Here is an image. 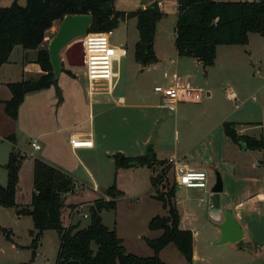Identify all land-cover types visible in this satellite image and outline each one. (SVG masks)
<instances>
[{
    "label": "rangeland",
    "instance_id": "rangeland-1",
    "mask_svg": "<svg viewBox=\"0 0 264 264\" xmlns=\"http://www.w3.org/2000/svg\"><path fill=\"white\" fill-rule=\"evenodd\" d=\"M121 1L124 7L123 10L133 11L138 8V6L141 7V4L149 6L151 2L155 0H137L138 6H135L136 2L134 1L136 0ZM168 1L169 2H164L167 12L158 25V33L163 36L166 44H168V40L173 39L176 25L175 12H173L174 6L172 4L173 0ZM12 2L13 0H0V7H9ZM18 2L24 3V0H18ZM57 26L58 24L55 25V29ZM138 40L139 35L136 29V19L128 20L127 23L121 22L110 34L111 45L122 46L127 52L124 58L113 64V70L118 73L115 85V96L119 93H126L128 97H133V102L135 104L139 105L133 111H130V113L127 110L115 107L114 104L111 106L108 105L106 108L98 109L95 101H93L97 98L90 97L88 94L89 89L85 68L68 67L65 63L64 56L61 55L63 68L60 71L61 75L59 74L57 78V84L63 85L69 92L73 91V93H76L78 99L77 109L82 120L87 119L90 109L92 111L93 108V113L95 114V131L99 139L101 132L104 131L105 138L103 140L100 139V143H102V146L108 149V151L117 153L120 152L119 150H122L126 153L125 156L138 155L142 149L143 142L146 138L150 137V142L147 145L150 147L152 146V148L155 147V152L161 159H168L172 153L178 154L180 157L185 150L186 152L184 155H186L185 161H187V163L193 162L196 159L191 157V155L194 153L197 154L198 150L200 152H198V154H202L205 158L213 157L215 159L216 153L213 148L206 151L199 148L202 147V143H205L208 147V143L211 141V138L204 136L207 129L212 128L215 132H219L221 136L224 137L222 134V125L217 123L216 126L215 123L222 119L225 113L234 111V117L236 116L237 119H242L246 122L250 121L248 123L254 126L259 125V123L263 121L264 118L261 116V105L264 106V93L257 91L255 88L259 84H264V80L261 79V76H264V72L263 69H261L260 75L254 73L258 70V64L247 63V65H245L246 67L244 66L241 70L227 67L219 71V69L217 70L215 68L212 71H208L209 73L206 74L207 68H203L202 65L198 66L190 63L185 65L184 71L182 70L183 73L190 74L193 84L198 88H202L205 92V89L210 88L212 99L204 101V103L198 107L187 105L190 107V110L188 114L184 116V124H182L180 120L178 121V112H169L162 109L160 111L165 116L164 119L158 124V129L156 125L152 126V121L148 122L145 119L146 111L150 110L143 105L155 104L157 99L159 100L160 96L153 92V88L157 83L154 82V80L160 73L156 66L148 65L149 68H146V66H142L135 62L134 46ZM245 49L255 56L262 57L264 55V38L257 34H250L247 46L243 47V54L246 55L244 52ZM69 72H72V76L69 75ZM206 76L210 78V85H205L204 80ZM28 79H36V77L30 76ZM236 81L238 83H236ZM248 82H251V85L245 88V100L239 98L240 101L246 102L244 104L240 103L239 108L235 109L234 104L225 98V89L230 87L234 92L238 93L235 84H248ZM94 88L97 90L101 87L94 86ZM252 95H256V102L251 100ZM100 99L104 100L106 98L102 97ZM3 118L4 121L11 124V119L6 115H3ZM4 121L1 122L2 127H6ZM175 121H178V124L175 123ZM211 121H214L213 125L208 124ZM226 121L229 122V119L227 118ZM83 125L87 126L88 122L84 121ZM155 129L158 132L162 129L160 132L161 136L155 133ZM246 133L249 134V132ZM146 148V146H143V151H145ZM0 150H3V148L0 147ZM81 152H84L82 153L83 156H85V159H88L90 153H86L85 151ZM252 156L253 153L250 152H247L246 156H244V162L247 164L248 168H251L250 166L254 162ZM24 159L26 161L23 159L21 160L22 168L19 172V187L15 198L17 208L25 207L32 195L33 158L26 156ZM165 161L167 162V160ZM106 162L105 166H102L104 180L99 183L102 185L104 182L106 183L105 187H109L115 181L116 187L122 192V195L116 199L115 209L104 211L101 214L102 222L109 228L115 227L116 231H118V235L123 238L124 245L130 252L135 253L134 255H143L146 251L151 252V249L147 247L145 243V239L152 238L155 233L148 229L147 218L165 215V210H163L161 203L152 198L155 194V189L151 186L150 178L152 173L156 177L159 171H152L142 166L139 167L138 170L136 169L129 173L128 171H124L119 176V182L117 184L113 159L110 158ZM255 163L260 164L258 161ZM4 165L5 164H0V172L3 176L6 175ZM260 169V180L264 181V170L262 167ZM168 178L171 183L173 180L172 170H170ZM82 180L87 179L80 176L78 181ZM3 183L2 186H5L6 182ZM147 186H150V188L144 191ZM254 189L255 188L246 189L245 192H242L240 197L236 199L237 202L235 201L236 203H240V214H242L247 223L251 225V228L264 226V203L260 204L256 200L251 199V191L253 190V193H255ZM258 190L263 192L264 186L261 187L259 185ZM206 191L207 194L205 195L204 202H198L199 198L196 200L199 204L196 206L195 203V210H192L196 218L191 221V226L198 233L201 251L204 249L202 252L209 255L210 260L214 262L219 260L222 256L228 255L227 248L229 247L226 246L229 245H215V242H217V240H215V232L219 228V224L213 220L209 214L210 187H208ZM99 192L102 193V190L100 189ZM100 195L101 194L94 193L90 189L83 187L80 182H76L73 192L65 196V204L67 205L64 211L66 217L65 225L68 223L67 216L70 210L76 206H81L80 213L88 214V207L94 201L100 199ZM183 196V190L177 188L176 201ZM221 204L225 209H228V212L234 211V204L231 202L224 188L221 194ZM69 205L73 206L70 207ZM80 213H76L73 219L80 220V227L84 228L88 225L89 219L83 218L82 215H78ZM15 215L14 208L6 209L0 207V227L6 229L9 235V232H11L10 236H12V239L22 246L18 248L17 251L10 249L11 247L6 239V234L0 231V264H54L59 246L57 232L53 230L45 231L38 242L34 255H32L33 252L30 247L32 241L30 231H33L32 220L30 217L18 218ZM237 224L239 225L238 222ZM171 248L175 255L174 257L169 255L163 258L167 261V264H186L183 256L173 246ZM92 249H96L94 244L92 245ZM241 249L242 254L245 256V264H264L263 250L249 244H243Z\"/></svg>",
    "mask_w": 264,
    "mask_h": 264
},
{
    "label": "trees",
    "instance_id": "trees-1",
    "mask_svg": "<svg viewBox=\"0 0 264 264\" xmlns=\"http://www.w3.org/2000/svg\"><path fill=\"white\" fill-rule=\"evenodd\" d=\"M116 0H13L9 7H0V67L8 62L16 46L23 50H35V62L43 72L36 79H26L8 83L11 97L4 102V114L15 121L18 109L29 93L55 87L60 90L54 78L44 39L55 23H60L67 15H90L92 24L88 32L108 33L128 19H136L139 40L134 46V60L142 66L157 62L153 52V42L157 23L164 16L157 3L133 11H119ZM177 17L174 47L179 57L193 58L203 68L215 63L218 46L247 45L249 34L264 38V0L257 1H216V0H176ZM147 46L150 48L147 50ZM224 135L245 150L264 151V128L256 139L240 135L233 122L222 124ZM14 144V136L6 138ZM115 171L133 166L158 170V175L150 178L155 189L153 199L161 203L164 216H155L148 222V229L161 231L156 239H145L152 250L150 257H140L127 252L116 232L102 222L101 213L115 209L116 199L122 195L115 181L103 191L110 199L100 198L88 207L89 223L79 229L77 225L65 226V195L73 192L75 183L70 175L42 160L33 162V192L30 203L16 207L15 196L19 181L22 157L17 150H11L4 165L6 185H0V207L15 209L17 216H30L33 223L32 255L43 232L56 231L59 246L54 264H164L159 252L173 245L186 262L192 260V233L179 227L180 215L176 205L177 186L169 182L170 166L165 160H157L155 153H144L137 157H127L121 153L111 156ZM173 172V171H172ZM72 207L73 205H69ZM6 234V229L0 227ZM96 249H92V245Z\"/></svg>",
    "mask_w": 264,
    "mask_h": 264
},
{
    "label": "crops",
    "instance_id": "crops-1",
    "mask_svg": "<svg viewBox=\"0 0 264 264\" xmlns=\"http://www.w3.org/2000/svg\"><path fill=\"white\" fill-rule=\"evenodd\" d=\"M216 1L230 2L225 0H216ZM134 2H136L135 6H138L137 3L138 1L136 0ZM154 2L157 3L159 9L161 10V12H163L165 16L167 11H166V7L164 6L165 4L164 2H169V1L155 0L151 2V4ZM172 4L174 6L173 12H175V18H176L177 17L176 0H173ZM140 6L141 7L138 6V8L144 9L147 7L144 6L143 4H141ZM115 8L119 11L129 12L128 10H123L124 7L122 5L121 0L115 1ZM128 20L123 21V23H127ZM160 21L157 23L156 26V32L152 46L157 62L154 63L153 65H149V66H156L158 72L160 73L158 74V77L154 80V82H157L156 85H160L164 83V79L162 77V72L164 70H175L180 75L187 77L191 81L192 76L190 74L183 73L185 65L191 63L201 66V63H199L197 60L193 58L179 57L177 55V52L174 47L175 33L173 35V39L168 40V44L165 43L163 36L159 35L158 33L159 32L158 25ZM56 24H58L59 26L58 22L55 23L53 27L47 32V36L44 39L43 44L45 45L46 48L48 41L56 33V30L58 28L57 26V28L55 29ZM246 46L247 45L218 46L216 48L215 63L212 67L207 68L206 74L209 73L208 71H212L215 68L217 70L219 69V71L227 67L241 70L242 68H244L245 65H247V63L248 64L256 63L258 64L257 67L258 70H256L254 73L256 74V72L258 71L259 73L257 75H260L261 69H263L264 72V55L262 57H258L249 53V51H247L246 49L244 50V52L246 53L245 55L243 54V47ZM35 57H36L35 50H23L21 47L16 46L11 52L8 62L0 67V147L3 148V150H0V164L3 165L7 163L9 153L11 152V150L13 149L17 150L19 155L23 154V156L21 155L20 156L24 161H26L24 159L26 156L32 157L33 162L35 159L42 160L43 162L55 168H58L61 171L70 175L74 180V183L80 182L83 187L90 189L94 193L101 194L100 198H103L104 200L108 201L110 198L103 194V191L108 187H105L106 183L103 182L102 185H100L99 182H102L104 180L102 166H105V164L107 163L106 161H108V159H110L111 156L115 153H113V151H108V149H106L104 146H102V143H100V139L103 140L105 138V133L104 131H102L99 139L97 132L95 131V114L93 113V108L92 111L90 109L87 119L82 120L81 115L78 113V109H77L78 99L76 97V93H73V91L69 92L68 90H66V88L63 85L60 84H57L60 90V96H57L56 89L53 86L44 90L29 93L25 96L23 103L20 105L18 109L17 119L15 121L11 120L12 121L11 124H8V122L4 121L3 118V115L5 116L3 111L4 102L8 101L11 97L7 84L26 80L30 76H35L36 78H38L40 75L43 74L39 65L35 62ZM149 66H146V68L147 67L149 68ZM69 75L72 76V72L71 73L69 72ZM261 77H262L261 79L264 80V76ZM117 78H118V73L115 72V78L111 88H107V85L105 83H100L97 85L101 87L100 89H97L99 91L93 88V91L91 92L90 91L91 88L88 85V89H89L88 94L90 97L97 98L96 100L93 101H95L98 109L106 108V106L108 105L111 106L112 104H114L115 107L122 108L130 113V111H133L139 105L135 104L133 102V97L131 96L128 97L126 93L125 94L119 93L115 96V85ZM204 81H205V85H210L209 76H206ZM236 83L238 82L236 81ZM235 85L238 91V93L235 92L238 98L237 104L227 99L226 93H225V98L234 104L235 109H238L240 103L244 104L246 102V101L243 102L240 101L239 98L245 100V94H244L245 88H248V86L251 85V82H248V84L243 83V84H235ZM227 89L233 90L230 87ZM255 89L261 93H264V84L262 85L259 84ZM205 90L206 92L203 90L204 96L200 103L177 104L176 110L173 112L175 113L178 112V116H177L178 121L180 120L181 123L184 124L183 121L184 116L188 114L190 110V107L187 105H193L198 107L201 106L204 103V101L212 99V92L210 88ZM102 97L106 99L101 100L100 98ZM256 101L257 98L254 102ZM159 104H160V98L159 100L157 99V102L155 104L143 105L144 107H147L150 110V111H146L145 119L148 122L152 121V126L156 125L157 129L159 127L158 124L165 117L160 111L164 108L158 107ZM261 110H262L261 116L262 118H264L263 115L264 106L262 105H261ZM234 115H235L234 111H229L225 113L222 119L216 121L215 123L216 126L217 123L222 125L223 122H225L228 118L229 121L235 124V129L240 135H247L250 137H254L256 139H258L261 136L264 128V119L263 121H261V123H259V125L254 126L251 123H248L250 121L246 122L243 121L242 119H237V117L236 116L234 117ZM229 117L232 118L230 119ZM3 121L6 123V127H2L1 122ZM84 121L88 122L87 126L83 125ZM178 121H175V123L178 124ZM208 124L213 125L214 121H211ZM156 131L157 130L155 129V133L160 135L162 129L159 130V132ZM246 132H249V134H247ZM222 134L224 135L223 129H222ZM10 135L14 136V140H15L14 144L6 139ZM204 136L211 138V141L208 143V147L205 145V143H202V147L199 149L206 151L213 148L214 152L216 153L215 159L213 157L205 158L202 154H198L199 150L197 154L194 153L193 155H191V157L196 158L193 162L191 161L187 163V161H185L186 155H184V153L186 152V150L183 151V154L180 155V157L178 154L175 153L170 154V156L176 155L178 158L181 159L182 163L186 165L188 168L197 171L207 172L208 185L210 189L215 181L214 171H218L220 173L221 179L223 181V188L227 193V195L229 196V198L231 199V202L234 204V211L231 213L235 218V220L239 223L240 225L239 227L243 232V237L237 243L224 244V245H229L226 246L229 247L227 248L228 250L227 256H222L219 260L214 262L213 260H210L209 255L202 252L204 251V249L201 251L200 249L201 244H199L198 233L191 226V221H193L196 218L194 213L192 212V210L193 211L195 210L194 207L195 203L197 206L199 204L198 202H200L199 199L200 198L204 199L205 195L207 194V191L198 190V189L178 188L183 190V195H184L183 197L178 198V200L176 201L177 209L180 215L179 227L180 229L191 231L193 238L192 260L190 263L186 262V264H204V263L205 264H245L246 263L245 256L242 254L241 246L243 244H249L255 248L263 250L264 252V226L251 228V225H249V223H247V221L242 216V214H240L239 211L240 203H236L237 202L236 199L240 197L241 193L245 192L246 189L255 188L254 189L255 193H253V190L251 191V195H252L251 199L256 200L260 204L264 203L263 202L264 191L262 192L258 190L259 185L261 187L264 186V181H261L260 180L261 176H259V172H261L260 168L262 167L264 170V151L245 150L244 148H241L237 144L230 141L225 135L224 137L221 136L219 132L217 131L215 132V130L212 128L207 129L205 131ZM149 138L150 137L146 138L145 141L143 142L142 149L138 155L127 156V157H137L144 154L146 150L143 151V146H146L147 148L150 147L147 145L150 142ZM71 139L91 141L92 147L79 148L73 150L70 146ZM33 141H35L40 146L39 150H35L30 146V142ZM152 149L153 152L155 153V157L157 160H167L158 157L157 153L155 152V147ZM81 151L90 153L88 159H85V156H83L82 154L84 152ZM119 151L120 152L117 153L124 154L125 156L126 154L125 152H123L122 150ZM247 152L253 153L252 158L254 162L251 164L250 166L251 168H248L247 164L244 162V156H246ZM256 161H258V163L260 164L255 163ZM33 162H32V168H33ZM139 167L140 166H133L127 169H119L115 171V177H116L115 180L117 184L119 182V176L124 171H128L129 173L130 171H134L136 169L138 170ZM21 168H22V163L20 165L19 172ZM252 169L256 172H254ZM80 176H83L87 180L78 181ZM6 181H7L6 175L3 176V174L0 172V184L2 185L4 184L3 182ZM18 187H19V181H18ZM149 188L150 186H147L144 191H146ZM100 189L102 190V193L99 192ZM32 192H33V188H32ZM221 194L222 193L219 194L218 201L216 204V207L219 210L215 212L212 209L210 210V206H211V196H210L209 214L213 218V220H215L219 224V228L215 232V238H216L215 240H219V238L221 237L220 224L223 220V212L228 210L227 208L225 209V207L221 204ZM197 199L198 202L196 201ZM29 203L30 201L27 203V205ZM70 212L67 216L68 223L65 226L77 225L78 228L81 229L80 220L78 219L74 220L73 218L76 215L71 216ZM15 216L18 218L30 217V216H17V215ZM152 218L153 217L147 218V224ZM220 218L221 220L219 221ZM241 222L243 223V225ZM106 227L110 230L113 229L116 232L118 238L121 239V243L123 247L127 250V252L131 254H135L130 252L128 248L124 245L123 238L118 235V231H116L114 226L112 228H109L108 226ZM153 232L155 234H153V237L149 239H156L161 234V231H153ZM9 233L11 235V232ZM10 235H9L10 240H7L10 244L11 247L10 249L17 251V249L22 246L17 244ZM172 246L168 245L159 252V258L164 264H167V261L163 259L165 256L171 255L172 257H174L175 255L171 248ZM152 255L153 252L151 250V252L146 251L144 252L143 255H137V256L150 257ZM263 262H264V258H263Z\"/></svg>",
    "mask_w": 264,
    "mask_h": 264
},
{
    "label": "built area",
    "instance_id": "built-area-1",
    "mask_svg": "<svg viewBox=\"0 0 264 264\" xmlns=\"http://www.w3.org/2000/svg\"><path fill=\"white\" fill-rule=\"evenodd\" d=\"M110 34L88 32L82 37L84 46V67L88 85L93 91L94 86L105 83L107 88H111L115 72L113 64L126 55V49L120 46H114L110 43ZM259 72L257 71L256 74ZM164 84L156 85L153 92L160 96L158 107L164 108L170 112L176 110L179 103H200L204 91L196 87L187 77L180 75L175 70H164L162 72ZM226 97L237 104L238 98L233 90H225ZM253 101L256 96L251 97ZM84 141V142H82ZM30 146L39 150L40 146L35 142H30ZM70 146L73 150L79 148H90L92 142L88 140L71 139ZM23 156V154H20ZM167 164L173 171L174 182L177 188L206 190L208 185V175L205 171H197L184 165L180 158L171 155L167 159ZM200 202L204 199L200 198ZM81 212V206H76L70 212L71 216ZM83 218H89L87 213H80Z\"/></svg>",
    "mask_w": 264,
    "mask_h": 264
},
{
    "label": "water",
    "instance_id": "water-1",
    "mask_svg": "<svg viewBox=\"0 0 264 264\" xmlns=\"http://www.w3.org/2000/svg\"><path fill=\"white\" fill-rule=\"evenodd\" d=\"M92 24L90 15H67L59 23L55 35L48 41L47 52L49 62L53 71L54 78L59 77L62 69L61 55L64 56L65 63L70 68L84 67V46L82 37L88 33ZM150 47L147 46V50ZM245 149V148H244ZM152 147H148L145 153H151ZM215 181L210 189L211 206L214 212L219 210L216 207L218 196L223 191L221 175L214 171ZM221 218L219 219V221ZM221 237L215 245H224L227 243H237L243 237V232L235 221L231 212H223V220L220 224Z\"/></svg>",
    "mask_w": 264,
    "mask_h": 264
},
{
    "label": "bare ground",
    "instance_id": "bare-ground-1",
    "mask_svg": "<svg viewBox=\"0 0 264 264\" xmlns=\"http://www.w3.org/2000/svg\"><path fill=\"white\" fill-rule=\"evenodd\" d=\"M82 142H84V141H82Z\"/></svg>",
    "mask_w": 264,
    "mask_h": 264
}]
</instances>
